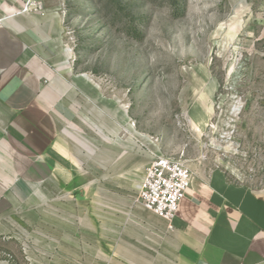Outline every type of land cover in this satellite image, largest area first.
I'll list each match as a JSON object with an SVG mask.
<instances>
[{"label":"rangeland","instance_id":"1","mask_svg":"<svg viewBox=\"0 0 264 264\" xmlns=\"http://www.w3.org/2000/svg\"><path fill=\"white\" fill-rule=\"evenodd\" d=\"M51 1L61 34L47 37L46 48L58 53L47 64L68 65L61 77L72 82L67 152L53 160L68 180L62 186L79 195L15 222L26 231L13 236L10 264L38 261L42 250L25 242L29 233L59 245L46 250L49 264H121V203L91 194L87 183L121 195L155 156L264 190V0ZM127 123L155 146L132 136ZM78 150L88 157L72 158ZM101 225L119 230L103 233Z\"/></svg>","mask_w":264,"mask_h":264},{"label":"crops","instance_id":"2","mask_svg":"<svg viewBox=\"0 0 264 264\" xmlns=\"http://www.w3.org/2000/svg\"><path fill=\"white\" fill-rule=\"evenodd\" d=\"M27 1L0 0V264H10L5 255L14 257L13 236L26 231L15 222L34 208L45 209L49 201L79 195L77 188L62 186L68 180L63 181L61 167L53 160L54 154L67 152L66 100L72 87L71 80L61 77L66 65L52 70L47 64L49 55L58 54L46 48V40L61 34L59 9L55 1L36 0L43 2L44 14L23 13ZM87 154L78 150L71 157ZM188 167L193 172L191 185L171 229L135 203L136 188L116 195L99 183H87L91 194L121 203V264H264V190L229 183L219 171ZM44 214L45 210L37 215ZM100 227L103 233L119 230ZM86 231L93 232L94 226ZM30 235L25 242L43 252H38L39 262L33 261L49 264L46 250L53 252L59 245Z\"/></svg>","mask_w":264,"mask_h":264},{"label":"built area","instance_id":"3","mask_svg":"<svg viewBox=\"0 0 264 264\" xmlns=\"http://www.w3.org/2000/svg\"><path fill=\"white\" fill-rule=\"evenodd\" d=\"M31 8L44 14L42 3L36 0H28L22 12H28ZM191 180L192 172L186 161L155 156L146 165L143 178L136 186L134 201L165 221L171 229L179 202L190 188Z\"/></svg>","mask_w":264,"mask_h":264},{"label":"bare ground","instance_id":"4","mask_svg":"<svg viewBox=\"0 0 264 264\" xmlns=\"http://www.w3.org/2000/svg\"><path fill=\"white\" fill-rule=\"evenodd\" d=\"M66 69H67V72L70 73V70H69L70 68H69V66H67ZM80 78L89 81V79H88L85 75H79V76L76 77V79H80ZM122 116L125 117V115H122ZM127 129H128L127 131H128L132 136L141 139V141H142L143 143H145V144H151L152 141H150V138L146 137L145 135H141V134H139L137 131H135V129L133 128V126L130 125V126L127 127ZM152 143H153V142H152ZM153 145H154V143H153ZM154 146H155V145H154Z\"/></svg>","mask_w":264,"mask_h":264}]
</instances>
